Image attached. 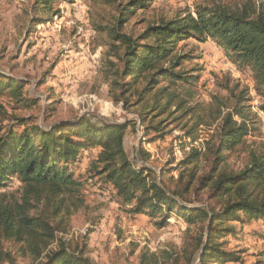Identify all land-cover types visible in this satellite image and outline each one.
Returning <instances> with one entry per match:
<instances>
[{
    "label": "trees",
    "instance_id": "16d2710c",
    "mask_svg": "<svg viewBox=\"0 0 264 264\" xmlns=\"http://www.w3.org/2000/svg\"><path fill=\"white\" fill-rule=\"evenodd\" d=\"M59 1L33 0L35 25L43 21L37 15ZM96 1L113 10L111 25L96 28L99 33L107 32L112 41L105 69L109 95L126 108L139 107L147 132L161 131L165 121L181 124L193 118L194 125L186 123L182 128L196 136L197 128L206 124L197 114L198 103L190 105L192 89L203 69H183L191 57L179 52V44L190 39L216 42L239 70L251 72L254 90L264 100V0H241L235 8L221 3L199 6L174 19L146 24L141 31L138 23L128 27L132 18L148 10L155 0ZM110 56L117 60L111 61ZM25 86L26 81L0 71L1 127L19 119L10 113L4 98L14 101L15 108L35 106V99L24 94ZM184 87H188L186 97L182 96ZM236 98L228 113L217 108L214 122L220 123L207 141L206 151H192L180 163L184 170L176 184L190 167L192 175L185 188L176 187L175 191L165 185L164 171L160 179H150L152 170L136 165L127 156L125 131L131 122L116 124L84 117L45 130L20 118L15 125L0 129V264H16V254L31 257L35 264H93L82 249L57 242L55 236L66 219L85 205V179L102 183L103 190L111 186L114 197L124 207H132L133 214L155 219L167 212L162 224L178 208L177 214L198 228L185 244L188 264H243L241 252L227 248L234 240H264V232L243 229L252 221L264 223V190L259 198L248 190L264 181V155L253 156L250 166L238 173L223 169L230 155L256 131L249 118L250 106L245 104L247 90ZM260 110L264 113V101ZM203 157L209 169L196 177V165ZM84 159L88 161L86 174L76 178L71 168ZM12 181L18 183L16 189ZM193 187L195 195L208 192L212 205L185 204V194ZM234 223L240 227L230 225ZM53 244L57 245L54 249ZM162 256L174 258L168 250ZM140 264H159V257H143Z\"/></svg>",
    "mask_w": 264,
    "mask_h": 264
},
{
    "label": "rangeland",
    "instance_id": "374dc122",
    "mask_svg": "<svg viewBox=\"0 0 264 264\" xmlns=\"http://www.w3.org/2000/svg\"><path fill=\"white\" fill-rule=\"evenodd\" d=\"M240 1L155 0L148 10L138 12L132 18L128 28L138 23L137 30L141 31L146 24L174 19L187 11L194 12L199 6L221 3L235 8ZM32 3L33 0H0V71L26 81L24 94L36 101L35 106L25 110L15 108L14 101L4 98L10 113L19 119L3 123L1 130L15 125L20 118L45 130L84 117L116 124L131 122L125 131L127 156L136 165L151 169L150 179H160L164 171L165 185L175 191L176 187L185 188L192 175L193 167H190L182 181L176 184L184 170L180 163L192 151L204 153L207 141L216 132L220 123L214 122L217 108L222 107L223 114L228 113L237 101L236 96L247 90L245 104L250 106L249 118L256 131L246 138L245 145L230 155L223 169L238 173L250 166L253 156L264 155V113L260 110L264 100L254 90L251 72L239 70L216 42L199 43L190 39L179 44V52L191 57L183 69H203L192 89L190 105L198 103L197 114L203 116L206 124L197 128L196 136L188 135L182 128L186 123L188 127L194 125L193 118H187L181 124L165 121L161 131L147 132L139 118V107L126 108L108 92L105 69L112 41L107 32L99 33L96 28L111 25V7L96 0H62L51 10L39 13L37 17L43 21L35 25ZM110 59L117 60L115 56ZM187 90L188 87L182 90L183 97ZM236 120L240 121V118L236 117ZM162 135L163 140L160 139ZM188 146L190 150L186 151ZM87 163L84 159L79 165L72 166L76 178L86 174ZM196 166V177L209 169L204 157ZM83 183L85 205L68 217L66 225L56 232L57 242L82 249L93 264H140L143 257L152 259V254L158 255L159 264H188L185 244L191 235L198 233V228L180 217L178 208L162 224V216L167 212L155 219L148 214H133L130 212L132 207H124L114 197L111 186L103 190L100 182L85 179ZM17 187L18 183L12 181V188ZM194 187L185 194L184 203L198 207L212 205L208 192L195 195ZM248 190L252 197H261L264 181L251 185ZM230 225L239 226V223ZM243 229L264 232V223L252 221ZM51 247L54 249L57 245ZM167 250L174 258L164 259L162 255ZM227 251L241 252L243 264L264 263V240L257 237L234 240ZM16 258V264H35L31 257L16 254Z\"/></svg>",
    "mask_w": 264,
    "mask_h": 264
},
{
    "label": "built area",
    "instance_id": "2783aa9c",
    "mask_svg": "<svg viewBox=\"0 0 264 264\" xmlns=\"http://www.w3.org/2000/svg\"><path fill=\"white\" fill-rule=\"evenodd\" d=\"M188 150H190V149H189V146L186 148V151H188Z\"/></svg>",
    "mask_w": 264,
    "mask_h": 264
}]
</instances>
